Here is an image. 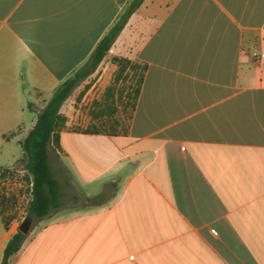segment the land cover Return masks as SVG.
Instances as JSON below:
<instances>
[{
  "label": "crops",
  "instance_id": "0c3cea01",
  "mask_svg": "<svg viewBox=\"0 0 264 264\" xmlns=\"http://www.w3.org/2000/svg\"><path fill=\"white\" fill-rule=\"evenodd\" d=\"M129 1L0 0L7 168ZM108 54L144 66L126 134L60 133L56 206L9 264H264V0H144Z\"/></svg>",
  "mask_w": 264,
  "mask_h": 264
},
{
  "label": "rangeland",
  "instance_id": "374dc122",
  "mask_svg": "<svg viewBox=\"0 0 264 264\" xmlns=\"http://www.w3.org/2000/svg\"><path fill=\"white\" fill-rule=\"evenodd\" d=\"M129 37L123 35L119 45H131L132 37ZM115 58L114 54H108L97 70L80 82L63 103L61 113L67 118L66 130L77 129L84 133L111 136L126 134L142 66L126 59L119 64ZM107 87L114 88L109 91L110 96L106 93ZM19 152L14 150L11 154L17 155ZM11 154L7 153V147L0 150V168H7V164L11 163ZM9 172L2 177L0 170V215L5 223L12 220L22 222L27 218L30 185L22 164L17 162L9 167Z\"/></svg>",
  "mask_w": 264,
  "mask_h": 264
},
{
  "label": "trees",
  "instance_id": "16d2710c",
  "mask_svg": "<svg viewBox=\"0 0 264 264\" xmlns=\"http://www.w3.org/2000/svg\"><path fill=\"white\" fill-rule=\"evenodd\" d=\"M143 2L144 0L129 1L123 12L101 38L87 60L73 73V75L67 78L55 90L47 104L36 112L37 117L35 125L25 138L19 142L22 156L18 160V163L22 164L30 185V200L27 207V218L40 220L47 216L57 203L59 186L53 179L50 171L48 149L49 147L58 146L60 133L66 130L67 118L61 113L63 103L68 99L80 82L89 78L97 70L121 31L126 26L129 18ZM115 61L121 64L124 62V59L115 58ZM143 72L144 66H142L141 78L133 97L132 109L142 82ZM112 89L114 88L107 87V95H109V91ZM0 170L2 177L11 173L9 172V168H0ZM3 223L5 227H7L8 223L4 221ZM25 236L26 234L19 230L11 236L3 251L1 264H9V259L20 250Z\"/></svg>",
  "mask_w": 264,
  "mask_h": 264
},
{
  "label": "water",
  "instance_id": "95a60500",
  "mask_svg": "<svg viewBox=\"0 0 264 264\" xmlns=\"http://www.w3.org/2000/svg\"><path fill=\"white\" fill-rule=\"evenodd\" d=\"M29 228V220L27 218H25L21 224L19 225V231H21L22 233L26 234Z\"/></svg>",
  "mask_w": 264,
  "mask_h": 264
},
{
  "label": "built area",
  "instance_id": "2783aa9c",
  "mask_svg": "<svg viewBox=\"0 0 264 264\" xmlns=\"http://www.w3.org/2000/svg\"><path fill=\"white\" fill-rule=\"evenodd\" d=\"M252 56H253V58H255V59L259 58V54H258L257 52H254V53L252 54Z\"/></svg>",
  "mask_w": 264,
  "mask_h": 264
}]
</instances>
